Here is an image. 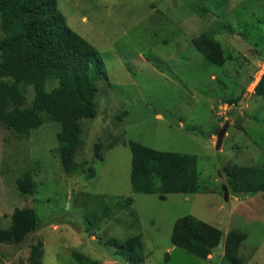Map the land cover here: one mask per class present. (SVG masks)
<instances>
[{"label":"rangeland","instance_id":"rangeland-1","mask_svg":"<svg viewBox=\"0 0 264 264\" xmlns=\"http://www.w3.org/2000/svg\"><path fill=\"white\" fill-rule=\"evenodd\" d=\"M57 2L68 26L101 53L108 78L97 82V116L81 122L76 161L82 170L73 176L61 161L56 123L29 137L0 123V264H32L31 249L39 243L41 264H78L74 252L99 264H127L115 243L137 235L144 241L143 264H230L225 251L202 260L172 244L174 225L185 216L226 237L243 233V264H264V192L229 191L228 201L223 193L225 167L264 168V98L255 93L264 73V0ZM211 30L225 53L222 67L193 44ZM57 85L49 80L46 87ZM34 97L29 87L27 106ZM129 141L196 156L200 192L163 200L134 193ZM27 174L32 194L18 189ZM24 209L37 212L42 223L17 246L9 243L13 216Z\"/></svg>","mask_w":264,"mask_h":264},{"label":"trees","instance_id":"trees-1","mask_svg":"<svg viewBox=\"0 0 264 264\" xmlns=\"http://www.w3.org/2000/svg\"><path fill=\"white\" fill-rule=\"evenodd\" d=\"M207 12L206 8L202 10L204 15ZM215 35L213 30L205 32L195 38L193 44L209 62L222 67L226 63L225 53ZM0 53V123L23 137H29L31 131L47 122L56 123L64 170L70 176L79 173L82 166L76 157L83 145L81 122L97 116V82L108 78L101 53L68 26L57 0H0ZM49 80L58 81L57 87L50 91L46 87ZM29 87L33 88L35 97L27 106ZM255 93L264 98V73ZM127 145L132 153L134 193L157 194L163 200L170 194L200 192L196 156L158 151L135 141ZM96 150H99L98 145ZM225 175L233 194L264 192L263 167L227 166ZM18 189L22 194H32V176L27 174L20 178ZM41 223L33 209L16 212L13 241L9 243L23 246L28 235L37 232ZM221 235V230L204 221L185 216L175 223L171 242L208 260ZM244 239L243 233H228L223 258L230 264H243L238 252ZM115 247L117 255L127 264H143L147 259L141 235L116 242ZM43 255V244L34 245L32 264H41ZM73 256L78 264H99L79 252H74Z\"/></svg>","mask_w":264,"mask_h":264},{"label":"water","instance_id":"water-1","mask_svg":"<svg viewBox=\"0 0 264 264\" xmlns=\"http://www.w3.org/2000/svg\"><path fill=\"white\" fill-rule=\"evenodd\" d=\"M226 128H227L226 126L223 127L221 129V131L219 132V134H218V147H220L221 144H222V141L224 139V135L226 133ZM223 193H224L225 200L228 201V199H229V189H228L227 185L223 186ZM225 240H226L225 232H222L220 242H219L217 247L213 248V251L216 252V253H219V254L223 253L225 251ZM103 257L105 259L111 260L106 253H103Z\"/></svg>","mask_w":264,"mask_h":264}]
</instances>
